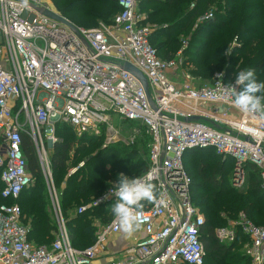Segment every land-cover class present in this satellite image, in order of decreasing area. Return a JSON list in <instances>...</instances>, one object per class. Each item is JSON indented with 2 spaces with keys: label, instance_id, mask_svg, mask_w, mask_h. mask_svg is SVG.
Instances as JSON below:
<instances>
[{
  "label": "built area",
  "instance_id": "built-area-1",
  "mask_svg": "<svg viewBox=\"0 0 264 264\" xmlns=\"http://www.w3.org/2000/svg\"><path fill=\"white\" fill-rule=\"evenodd\" d=\"M117 1L120 9L111 23L92 28L73 23L74 29L44 15L41 0H0L1 195L18 200L33 182L22 150L27 134L37 148L58 228L51 247H38L29 240L19 203L1 204L0 264H92L106 254L110 237L121 232L112 217L100 226L92 245H72L41 136L52 121L69 124L78 137L106 130L111 144L120 135L113 120L117 116L133 123L129 145L149 136V167L140 177L148 180L152 174L164 203L142 201L138 216L144 235L127 248L132 261L110 264H204L201 231L206 217L192 201V177L183 162L189 149H212L224 159L233 158L238 186L254 164L264 189V120L240 112L231 93L220 91L229 85L240 91L241 86L226 82L224 72L215 73L203 87L178 86L170 79L178 60L163 59L151 43L152 27L145 24L140 0ZM212 16L206 13L199 21ZM187 46L184 41L179 56ZM127 63L146 77L155 107L141 80L124 68ZM115 187L77 213L114 204ZM239 229L249 238L253 261L264 263V226L243 216L218 227L215 237L220 243L234 242Z\"/></svg>",
  "mask_w": 264,
  "mask_h": 264
},
{
  "label": "trees",
  "instance_id": "trees-1",
  "mask_svg": "<svg viewBox=\"0 0 264 264\" xmlns=\"http://www.w3.org/2000/svg\"><path fill=\"white\" fill-rule=\"evenodd\" d=\"M62 1L66 0H55L57 4ZM119 9L117 0H69L61 6L62 13L82 27L94 19L111 23L110 17ZM139 9L146 14L145 24L152 27L151 43L163 59H173L185 40H181V35L191 33L185 52L192 53L190 62L195 65L192 74L207 80L217 72H224V80L232 82L236 72L251 67L256 71V79L264 82V0H140ZM209 12L212 17L196 23L198 17ZM56 128L57 136L64 141L54 143L51 149V169L72 245L83 249L96 240L98 230L94 220L102 217L107 223L113 217L112 204L89 208L80 214L78 208L99 198L107 188L118 183L120 174L135 178L148 170L149 136L138 138L133 146L113 144L101 149L105 133L78 137L72 126L62 121L56 123ZM67 138L79 139L91 148L84 158V165L71 174L67 171L71 148ZM22 150L33 182L22 191L18 200L5 199L1 195L0 170V205L19 203L23 222L29 230V240L38 247H51L58 228L35 145L27 134H23ZM138 150L143 151L145 160ZM94 152L97 153L93 155ZM202 155L206 158L203 159ZM214 158L221 159L217 176L210 173V168L215 167H210L207 161ZM192 160L198 166L199 182L190 172ZM183 162L192 177V201L207 216L201 231L206 250L204 264H250L251 258L241 253L242 249H237L243 239L249 241L240 229L236 240L230 243H220L215 230L227 226L228 218H237L240 213L254 224L264 226V189L260 169L250 164L248 183L237 189L227 181L229 166L231 172L234 166L229 164V158L224 159L214 150L189 149L184 153Z\"/></svg>",
  "mask_w": 264,
  "mask_h": 264
},
{
  "label": "rangeland",
  "instance_id": "rangeland-1",
  "mask_svg": "<svg viewBox=\"0 0 264 264\" xmlns=\"http://www.w3.org/2000/svg\"><path fill=\"white\" fill-rule=\"evenodd\" d=\"M68 1L69 0L60 2L61 6L63 4H65V3H67ZM60 3L57 4L55 2V0H41V5L43 6V8L49 9L51 11H54V12L64 16L68 20H70V16H66V15H64L62 13ZM193 6H194V4L192 5V7ZM112 17L113 16L110 17L111 20H112ZM199 18L200 17L197 18L196 23L200 22ZM101 24H109V22L106 21V20H95L94 19V20H89L87 23L83 24V26L92 28V27H98ZM191 37H192L191 33L188 34V35H185V36L181 35V40L185 39L184 41H189L191 39ZM184 41L182 42L181 47H180L179 50H181L184 47ZM156 45H158V43H156ZM188 47H189V44H188V46L186 48H184V51H183L181 56L178 55L179 50L174 55V58L178 60V65H177V68H175V70H173L171 72L170 79L172 81H174L178 86H181V85H183L185 83H189V84H191L194 87H203V86L211 84L214 77H211V78H209L207 80H203L200 76L194 75V74L191 73V71H193L195 69V65H193L192 62H190L191 61L190 59H192L191 51L185 52L188 49ZM113 120H114V123H115V125L117 127L118 132H120V135L117 136V138L111 144H107V140H106L107 139V132L105 130V132H103V133H105V135H104L105 138H104V140L102 142V148L101 149L107 148L108 146L113 145V144H123L125 146H133V145H129L127 143V139H128V136L130 135L131 128H132V126H130V125H133V123L125 121L123 119H120L117 116L114 117ZM56 123L57 122L52 121V122L49 123L48 126L44 127L41 130V136H42V138L44 140V146H45V148H46V150L48 152L49 161H50L51 149L54 146V144H52L53 142L49 138L54 136L55 139H56V141L54 143H57L58 141H64L63 138L58 137L57 134H56V131H57L56 130L57 129L56 128ZM66 141L69 143V145L71 147L70 151H69V159L67 161V165H68L67 171H68V174H71V173H74L77 170L78 167L84 165V163H85L84 158L87 157V153L90 151L91 148L86 142L80 141L79 139L67 138ZM34 145H35V143H34ZM35 149H36V152H37L36 145H35ZM96 151H98V150H96ZM96 153L97 152H94L93 155H95ZM138 153L142 157V159H144V160L146 159V157L143 154L142 150H138ZM202 158L203 159L206 158L205 155H202ZM220 160H221L220 158L219 159L218 158H214V159H208L207 160L210 167H215L214 169L209 167L210 170L212 171L210 173L212 175H214V176H217L218 167H220V165H221V161ZM229 164L232 165V167L234 166V159L231 158V157H229ZM50 165H51V162H50ZM197 167L198 166H195V164H194V160H192L190 162V172H191V175L194 178V180L196 182H199L200 179H199V176H198L197 171H196ZM51 171H52V169H51ZM210 173H209V175H210ZM52 177H53V181H54L53 172H52ZM227 177H228L227 181L229 182V184L232 185L234 188H237V189H241L242 187H244L248 183V180L247 181L245 180L243 185H241V186L236 185L235 184V180H234L233 171L231 172L230 166H229V172H228ZM45 181H46V179H45ZM46 184H47V182H46ZM54 187H55L56 193L58 195V200H59V204H60V198H59L60 197V193L58 191V188L56 187L55 182H54ZM47 189H48V185H47ZM48 194H49L50 203H51V195H50L49 189H48ZM51 211H52L53 217L55 218L54 211H53V208H52V203H51ZM225 216H227V215H225ZM243 216L246 217L244 214L240 213L237 216V218H228L227 226L233 224L234 221L240 220ZM63 217H64V214H63ZM205 217L207 218L206 214H205ZM96 220H98V221L96 222ZM65 222H66V220H65ZM103 223H104V219L102 217H97L94 220V225L96 226L97 230L100 229V226H102ZM67 231H68V228H67ZM68 235H69V238H70L69 231H68ZM70 240H71V238H70ZM241 243L242 244L239 245L237 247V249H242L241 253H243L245 256L247 255L248 257L251 258L250 264H257L255 261H253L251 255L248 252V243H249V241L245 242V239H243ZM262 264H264V263H262Z\"/></svg>",
  "mask_w": 264,
  "mask_h": 264
},
{
  "label": "clouds",
  "instance_id": "clouds-1",
  "mask_svg": "<svg viewBox=\"0 0 264 264\" xmlns=\"http://www.w3.org/2000/svg\"><path fill=\"white\" fill-rule=\"evenodd\" d=\"M235 85L242 86V90L237 91L229 85L222 86L220 91L231 93L232 105L240 112L264 120V82L256 79L255 69L249 67L236 72ZM151 176L148 173V180L141 177L129 178L124 174L118 176V183L113 189L117 199L111 205V213L126 236H131L141 228L138 210L144 207L142 201L164 203L162 196L158 194L157 185L151 182Z\"/></svg>",
  "mask_w": 264,
  "mask_h": 264
},
{
  "label": "crops",
  "instance_id": "crops-1",
  "mask_svg": "<svg viewBox=\"0 0 264 264\" xmlns=\"http://www.w3.org/2000/svg\"><path fill=\"white\" fill-rule=\"evenodd\" d=\"M143 235L144 233L138 230L131 236H126L122 231L117 235L111 236L108 240L106 254L97 258L92 264H110L114 261L127 263L132 261V256L127 254V248L135 242V239Z\"/></svg>",
  "mask_w": 264,
  "mask_h": 264
},
{
  "label": "water",
  "instance_id": "water-1",
  "mask_svg": "<svg viewBox=\"0 0 264 264\" xmlns=\"http://www.w3.org/2000/svg\"><path fill=\"white\" fill-rule=\"evenodd\" d=\"M42 12H43L44 15H46V16H48L50 18L58 20V21H60V22H62L64 24H67L68 26L76 29L75 25L70 20L65 18L64 16H62V15H60V14L54 12V11H51L49 9H43ZM124 68L127 71L131 72L132 74L136 75L141 80V82H142V84H143V86L145 88V91L147 93V96H148L152 106L155 107V104L153 103V101H152V99L150 97V91H149V87H148V82H147V79L144 76V74L141 71H139L137 68H135L134 66L129 64V63L125 64ZM193 119H197V118H193ZM189 120H191V119H189Z\"/></svg>",
  "mask_w": 264,
  "mask_h": 264
}]
</instances>
